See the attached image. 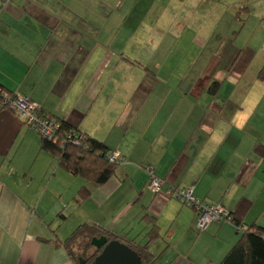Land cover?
<instances>
[{
    "label": "crops",
    "instance_id": "crops-1",
    "mask_svg": "<svg viewBox=\"0 0 264 264\" xmlns=\"http://www.w3.org/2000/svg\"><path fill=\"white\" fill-rule=\"evenodd\" d=\"M180 1L192 10L204 0ZM165 9L158 0H0V87L122 157L77 202L86 181L0 103V264H76L63 242L80 224L145 243L152 222L151 264H219L240 227L199 229L194 209L147 189L148 167L162 191L191 187L241 226H264V61L250 68L257 54L226 36L196 61L185 48L209 36L183 35L187 25ZM38 145L43 160L29 161Z\"/></svg>",
    "mask_w": 264,
    "mask_h": 264
},
{
    "label": "trees",
    "instance_id": "trees-1",
    "mask_svg": "<svg viewBox=\"0 0 264 264\" xmlns=\"http://www.w3.org/2000/svg\"><path fill=\"white\" fill-rule=\"evenodd\" d=\"M258 78L264 80V67L259 70ZM218 84L215 81L210 85L209 91L212 95L216 92ZM0 93L13 96V94H7L1 87ZM2 106L7 107V105ZM38 111L40 115L50 117L40 107ZM12 112L15 113L14 111ZM51 118L58 123L56 138L54 137V140H49L40 136V147L42 150L50 152L59 166L86 181V184L77 193L76 201L80 202L90 196L91 185L99 186L106 183L114 175L117 165L108 160V148L103 142L86 134L62 118ZM69 134H76L79 143H74L72 141L73 137L69 139ZM230 217L234 224L240 227V232L236 243L225 254L219 264H264V226L252 223L244 227L241 226L242 223L237 218ZM147 235L148 240L145 243L132 240L127 241L123 236H115L102 226L93 223H82L63 244L76 264H93L94 258L100 250L95 249L89 255L86 254L89 246H92L91 240L100 236H106L108 240L115 239L128 245L141 257L142 264H151L156 258L155 254L149 249L150 244L158 236V227L155 223L152 222ZM78 240L85 241V244L81 247L83 248L82 254L85 253L86 257L85 259L76 261V257L71 250V245Z\"/></svg>",
    "mask_w": 264,
    "mask_h": 264
},
{
    "label": "rangeland",
    "instance_id": "rangeland-1",
    "mask_svg": "<svg viewBox=\"0 0 264 264\" xmlns=\"http://www.w3.org/2000/svg\"><path fill=\"white\" fill-rule=\"evenodd\" d=\"M158 1L163 8L166 6V9L162 12L165 17L176 18L177 22L181 25H187L183 35L195 34V36H193L195 39H197V35L202 33L207 37L209 36L210 40L206 42V46L204 48L198 47L199 44L197 40L192 41L193 46L187 45L185 48V50L189 52L190 56L197 59L196 61L201 58V54H198L199 52H202L204 49L205 52H210L213 48L214 50L216 49L218 45V36H226L227 38L232 39L235 38L236 44L252 49L257 56L253 59L250 68H254L255 70V67L264 61V0H204L199 4V6L195 5V8L192 10L180 7V4L183 3L180 0ZM182 1L186 3V0ZM174 6L177 9H171ZM181 25L173 28L179 30ZM188 43L190 42L188 41ZM247 77L248 75H245V78ZM14 114L20 119V121H22L16 113ZM22 124L27 127L26 124ZM30 129L34 131L38 138H40V135L35 129L31 127ZM33 149V154L28 156V160L41 162V160H43L42 157L44 152L40 151L39 145L37 148L32 147L29 151H32ZM259 219V223L264 225V217ZM178 235V238L174 237L172 240L176 241L179 239L181 237V233ZM84 244L85 241L78 240L71 245V250L76 257V261L79 259H85L86 254L89 255V253L95 251L96 249L93 245L91 247L89 246L86 254H82L83 248L81 246ZM165 244L167 246H171L172 242L170 243L169 239H167ZM165 244L162 245L160 249L159 247L157 248L158 253H161L166 248Z\"/></svg>",
    "mask_w": 264,
    "mask_h": 264
},
{
    "label": "built area",
    "instance_id": "built-area-1",
    "mask_svg": "<svg viewBox=\"0 0 264 264\" xmlns=\"http://www.w3.org/2000/svg\"><path fill=\"white\" fill-rule=\"evenodd\" d=\"M0 103L7 105L14 111L21 120L29 127L35 129L37 133L44 138L54 140L58 129V123L51 117H44L39 113V105L27 96L15 94L13 96L0 93ZM74 143H79L76 134L68 135ZM108 160L113 163L122 162L121 154L118 151L109 152ZM148 182L147 189L153 193H164L167 197L175 198L187 206L194 209L196 213L195 224L199 229L205 228L209 221L231 220L226 209L218 203L206 202L194 194L191 187H168L162 191L164 180L156 176L151 167L147 168Z\"/></svg>",
    "mask_w": 264,
    "mask_h": 264
},
{
    "label": "water",
    "instance_id": "water-1",
    "mask_svg": "<svg viewBox=\"0 0 264 264\" xmlns=\"http://www.w3.org/2000/svg\"><path fill=\"white\" fill-rule=\"evenodd\" d=\"M91 244L100 250L93 264H142L141 257L118 240H108L106 236H100L93 238Z\"/></svg>",
    "mask_w": 264,
    "mask_h": 264
}]
</instances>
